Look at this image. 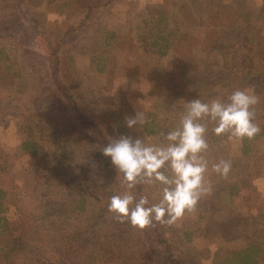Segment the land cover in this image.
Here are the masks:
<instances>
[{"label":"rangeland","instance_id":"obj_1","mask_svg":"<svg viewBox=\"0 0 264 264\" xmlns=\"http://www.w3.org/2000/svg\"><path fill=\"white\" fill-rule=\"evenodd\" d=\"M236 89L259 98L261 131L208 124L212 190L195 210L117 219L108 138L166 143L187 101ZM133 194L156 203L160 185ZM0 216V264H217L253 243L264 264V0H0Z\"/></svg>","mask_w":264,"mask_h":264},{"label":"clouds","instance_id":"obj_2","mask_svg":"<svg viewBox=\"0 0 264 264\" xmlns=\"http://www.w3.org/2000/svg\"><path fill=\"white\" fill-rule=\"evenodd\" d=\"M258 103L256 95L240 89L210 102L195 98L186 102L178 126L163 133L166 143L146 144L143 138L131 135L109 137L101 152L110 158L117 175L122 174L125 191L110 198L108 210L121 222L127 220L140 229L153 222L172 224L185 212H193L212 190L205 179L209 162L203 155L209 146L208 124L218 136L251 139L261 131L254 122V106ZM144 123V114L139 111L126 120L129 129H138ZM212 169L227 177L231 162L221 159L212 164ZM138 184H159L158 202L150 203L146 195L137 198L133 190Z\"/></svg>","mask_w":264,"mask_h":264},{"label":"trees","instance_id":"obj_3","mask_svg":"<svg viewBox=\"0 0 264 264\" xmlns=\"http://www.w3.org/2000/svg\"><path fill=\"white\" fill-rule=\"evenodd\" d=\"M158 52L162 53L163 51L159 50ZM28 145L29 143H26L25 147L28 148ZM0 224L1 226L4 225V222L2 224V216H0ZM259 250H262L260 246L253 243L246 246L245 248L233 251L230 255L225 256V258L220 260V262L217 264H259Z\"/></svg>","mask_w":264,"mask_h":264}]
</instances>
